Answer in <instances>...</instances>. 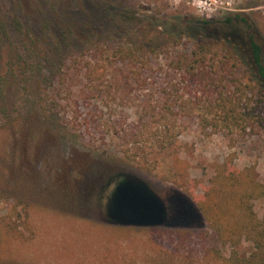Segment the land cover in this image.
Segmentation results:
<instances>
[{"label": "rangeland", "instance_id": "obj_1", "mask_svg": "<svg viewBox=\"0 0 264 264\" xmlns=\"http://www.w3.org/2000/svg\"><path fill=\"white\" fill-rule=\"evenodd\" d=\"M238 16L264 44V0H0V77L16 74L0 94V264H216L213 248L250 256L244 235L234 245L215 235L198 199L224 165L253 169L264 186V134L230 132L213 116L206 125L208 89L185 82L174 60L200 41L178 34L182 22L212 20L225 35L217 22ZM118 169L163 197L187 194L206 225L103 223L86 183ZM254 206L262 219L264 198Z\"/></svg>", "mask_w": 264, "mask_h": 264}, {"label": "trees", "instance_id": "obj_2", "mask_svg": "<svg viewBox=\"0 0 264 264\" xmlns=\"http://www.w3.org/2000/svg\"><path fill=\"white\" fill-rule=\"evenodd\" d=\"M238 20L246 23L239 16L217 22L224 23L229 29L225 35L211 31L216 23L212 20L193 18L182 22L180 26L183 32L179 31L178 34L200 41L189 55L175 57V65L184 74L185 82L193 87L208 89L210 107L205 108L208 112L199 114L206 125H210L213 116L224 122L230 132L264 134V44L259 40L254 26L248 23L240 27L241 31L237 30V35L231 36L237 32L234 29ZM18 25L17 29L22 30V26ZM248 29L252 31L246 34ZM171 30L168 29L173 35L175 32ZM7 36L8 28L0 21V38ZM137 53L134 50L129 52L127 56L130 62L139 60V57L135 58ZM12 76L16 74L10 67L5 78L0 77L2 100L5 83ZM245 77L247 82H244ZM96 180H88L86 184L89 190L94 189ZM262 188L264 186L253 169L236 171L225 165L219 168L205 195L198 199L199 206L220 240L233 241L234 245L236 236L244 235L253 244V251L248 258L240 257L235 251L225 258L217 248H213L207 253L208 259H213L216 264H264V217L259 218L254 206L255 199L264 198ZM238 209L241 211L240 218L236 216ZM159 264L176 263L168 261Z\"/></svg>", "mask_w": 264, "mask_h": 264}, {"label": "water", "instance_id": "obj_3", "mask_svg": "<svg viewBox=\"0 0 264 264\" xmlns=\"http://www.w3.org/2000/svg\"><path fill=\"white\" fill-rule=\"evenodd\" d=\"M94 198L100 220L111 226L195 229L206 225L187 194L173 190L163 197L143 177L123 169L101 173Z\"/></svg>", "mask_w": 264, "mask_h": 264}, {"label": "clouds", "instance_id": "obj_4", "mask_svg": "<svg viewBox=\"0 0 264 264\" xmlns=\"http://www.w3.org/2000/svg\"><path fill=\"white\" fill-rule=\"evenodd\" d=\"M197 8H200V9H202V5H199V3H197L196 5H195Z\"/></svg>", "mask_w": 264, "mask_h": 264}]
</instances>
